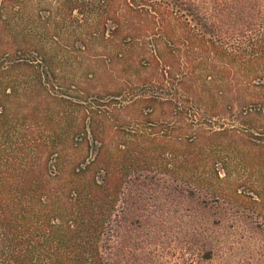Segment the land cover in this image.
Instances as JSON below:
<instances>
[{
  "label": "trees",
  "instance_id": "16d2710c",
  "mask_svg": "<svg viewBox=\"0 0 264 264\" xmlns=\"http://www.w3.org/2000/svg\"><path fill=\"white\" fill-rule=\"evenodd\" d=\"M97 53L135 66L121 126L66 68ZM244 91L264 0H0V264H264V173L203 125Z\"/></svg>",
  "mask_w": 264,
  "mask_h": 264
},
{
  "label": "rangeland",
  "instance_id": "374dc122",
  "mask_svg": "<svg viewBox=\"0 0 264 264\" xmlns=\"http://www.w3.org/2000/svg\"><path fill=\"white\" fill-rule=\"evenodd\" d=\"M56 44L57 43H55V45ZM59 48L60 44L58 49ZM61 50H64L63 45H61L60 51ZM101 55L102 53L86 55L85 61L80 63L79 59L73 64L70 63V66L66 68L68 72L74 71V75L80 80L78 88L86 92L93 99L96 98L95 100L99 102V106L103 105V109L106 111L110 110L112 113L110 115L111 121L108 122L107 125L111 127L121 126V124H125V118H134L138 115L136 107L125 109V86L128 82L136 78L133 73L135 66L127 68L129 66L125 65L124 60L109 62L102 58ZM72 56L77 58L79 54L73 51ZM86 75H89V77L86 78ZM23 83L24 82H20V85L22 86ZM47 91L51 95L59 94L55 88H49ZM118 92H120V96L114 98V94ZM262 95L263 99H261V102H251L248 93L244 91L238 95L240 99L236 98L237 101H235L237 102L236 104H240V107L235 106L230 111L221 112L218 117L212 120H203V122H207V124L203 123L205 130L209 132H214L216 130L222 131V133L225 132L226 136H223L225 137L224 139L230 142L239 152L242 160L246 161L245 165L243 163L245 170L242 166H236L235 169L232 168L239 178L247 177V179H255V175L257 176L264 173V171L262 172V170H260L258 163L260 162L261 164L264 162V93H262ZM233 99L232 97L227 98L226 103L233 102ZM110 100H115V102H110ZM108 102L113 104L108 106ZM200 115L201 113H199V115L195 114L194 120L201 122L203 117ZM9 126L11 134L8 137V140H10L8 143L15 148V151L24 148L27 153L28 137L26 124L12 121L6 126V130L9 129ZM15 129L19 131H17V134L13 133ZM188 136L191 135L189 134ZM3 143L4 140H0V144ZM8 154H13V157L18 156V153L14 154L9 152Z\"/></svg>",
  "mask_w": 264,
  "mask_h": 264
}]
</instances>
